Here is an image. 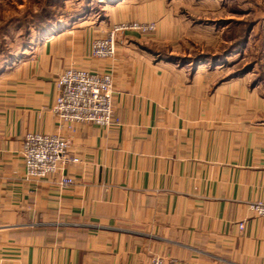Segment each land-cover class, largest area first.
Here are the masks:
<instances>
[{
    "label": "crops",
    "instance_id": "0c3cea01",
    "mask_svg": "<svg viewBox=\"0 0 264 264\" xmlns=\"http://www.w3.org/2000/svg\"><path fill=\"white\" fill-rule=\"evenodd\" d=\"M24 50L0 73V264H264V78L221 77L126 35L92 59L73 31ZM61 35V36H60ZM113 76L111 126L62 123L68 67ZM28 133L70 140L79 162L28 178ZM63 176L73 183L62 185ZM244 223V228L239 227Z\"/></svg>",
    "mask_w": 264,
    "mask_h": 264
},
{
    "label": "rangeland",
    "instance_id": "374dc122",
    "mask_svg": "<svg viewBox=\"0 0 264 264\" xmlns=\"http://www.w3.org/2000/svg\"><path fill=\"white\" fill-rule=\"evenodd\" d=\"M250 23L246 45L235 47ZM120 25L115 54L129 35L166 59L200 58L221 77L264 78V0H0V64L66 31L73 35L61 42L91 35L92 44Z\"/></svg>",
    "mask_w": 264,
    "mask_h": 264
},
{
    "label": "built area",
    "instance_id": "2783aa9c",
    "mask_svg": "<svg viewBox=\"0 0 264 264\" xmlns=\"http://www.w3.org/2000/svg\"><path fill=\"white\" fill-rule=\"evenodd\" d=\"M125 29L116 26L106 37L97 38L91 44L90 54L94 58H108L115 54V32ZM143 30L151 28L143 27ZM58 95L52 107L59 120L68 125L92 123L111 126L114 121L113 76L109 72L91 71L70 66L57 78ZM22 154L25 175L28 178L42 179L55 174L69 163L79 162L70 140L56 134L28 133L23 139ZM71 176H63L62 185L73 183ZM250 210L264 216V201L250 204ZM239 227L244 228V223ZM138 264H175L165 256H153L148 262Z\"/></svg>",
    "mask_w": 264,
    "mask_h": 264
},
{
    "label": "trees",
    "instance_id": "16d2710c",
    "mask_svg": "<svg viewBox=\"0 0 264 264\" xmlns=\"http://www.w3.org/2000/svg\"><path fill=\"white\" fill-rule=\"evenodd\" d=\"M251 26H252V23L248 24L247 28L245 29V33L241 34L242 36L240 37V40L238 42L234 43L235 47L242 48V47H244L246 45L247 39H248V33L250 31ZM13 58H14V56H12V55L9 56L8 55L7 58H5L3 60L1 59L2 61H1V64H0L1 65L0 66V73H2L4 71V69L6 68V66L9 65L10 61H12ZM192 60L194 62H198V61H200V58H197V59L195 58V59H192ZM192 60L190 59L189 61H192ZM182 61H184V60H182ZM246 71L247 70H245V72Z\"/></svg>",
    "mask_w": 264,
    "mask_h": 264
}]
</instances>
